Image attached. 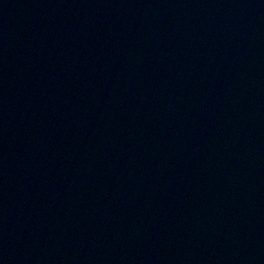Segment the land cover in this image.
<instances>
[{
    "label": "water",
    "instance_id": "obj_1",
    "mask_svg": "<svg viewBox=\"0 0 264 264\" xmlns=\"http://www.w3.org/2000/svg\"><path fill=\"white\" fill-rule=\"evenodd\" d=\"M0 264H264V0H0Z\"/></svg>",
    "mask_w": 264,
    "mask_h": 264
}]
</instances>
